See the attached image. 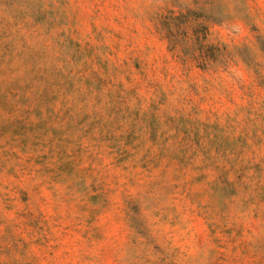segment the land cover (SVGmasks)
Listing matches in <instances>:
<instances>
[{"label":"rangeland","instance_id":"1","mask_svg":"<svg viewBox=\"0 0 264 264\" xmlns=\"http://www.w3.org/2000/svg\"><path fill=\"white\" fill-rule=\"evenodd\" d=\"M0 264H264V0H0Z\"/></svg>","mask_w":264,"mask_h":264}]
</instances>
